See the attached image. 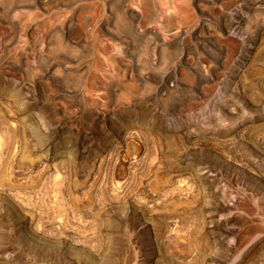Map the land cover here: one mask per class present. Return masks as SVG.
<instances>
[{
	"label": "rangeland",
	"instance_id": "374dc122",
	"mask_svg": "<svg viewBox=\"0 0 264 264\" xmlns=\"http://www.w3.org/2000/svg\"><path fill=\"white\" fill-rule=\"evenodd\" d=\"M263 167L264 1L0 0V264H264Z\"/></svg>",
	"mask_w": 264,
	"mask_h": 264
},
{
	"label": "bare ground",
	"instance_id": "6f19581e",
	"mask_svg": "<svg viewBox=\"0 0 264 264\" xmlns=\"http://www.w3.org/2000/svg\"><path fill=\"white\" fill-rule=\"evenodd\" d=\"M235 1H237V3H238V7L241 9H247V10H249L251 13L252 12H254L259 6H260V4H261V2L262 1H264V0H262V1H257L256 3H247V1L246 0H235ZM245 7V8H244ZM234 13H236V14H233L234 16H233V18L235 19H238V20H240L241 21V13H237V12H234ZM231 15V14H230ZM243 17V16H242ZM134 19H135V17H134ZM228 19V18H227ZM233 19V20H234ZM243 22V21H242ZM233 23H235V24H233L232 25V28H234L235 29V27H236V24H238V22H233ZM240 23V22H239ZM230 25V24H229ZM229 28H230V26H229ZM215 48V47H214ZM211 51H213V49H210ZM203 80V79H202ZM176 85V84H175ZM175 87V86H174ZM95 132H97V131H95ZM126 132H128V131H126ZM138 133H141L142 135H144L145 137H147L148 139H150L149 138V136H150V132L151 131H137ZM160 132H165V131H160ZM193 132H196V131H193ZM93 133H94V131H93ZM120 133L121 134H123V133H125L124 131H120ZM240 151V150H239ZM262 152V151H261ZM244 154H246V153H244ZM243 154V155H244ZM242 155V156H243ZM247 156V155H246ZM230 157H232V156H230ZM244 157V156H243ZM228 158V157H227ZM234 158V157H233ZM237 157H235L234 159H236ZM249 158V157H248ZM238 159V158H237ZM242 159V158H241ZM245 159V158H244ZM252 161V160H251ZM201 162H203V161H201ZM205 162V161H204ZM235 162V161H234ZM245 162V161H244ZM206 163V162H205ZM208 163H210V162H208ZM213 163V162H212ZM238 163V162H237ZM243 163V162H242ZM241 163V164H242ZM215 164V163H214ZM213 164V166H216V165H214ZM217 164V163H216ZM250 164V163H249ZM251 164H253V163H251ZM256 164H258V163H256ZM262 164H260V166H261ZM245 166V165H244ZM247 166V165H246ZM257 166V165H256ZM263 166V165H262ZM262 166L260 167L261 169H262ZM198 167H200V165H198ZM253 167V165L251 166V168ZM255 167V166H254ZM254 167H253V169L252 170H254ZM200 168H202V167H200ZM199 168V169H200ZM230 168V167H229ZM250 168V167H249ZM264 168V167H263ZM198 169V170H199ZM204 169V168H203ZM203 169H202V171H203ZM207 169V168H206ZM257 169V168H256ZM201 170V169H200ZM215 170H216V168H215ZM206 171V170H205ZM254 171H256V170H254ZM199 172V171H198ZM224 173V172H223ZM226 174V173H225ZM257 174H259V176L264 180V172L263 171H260V173H257ZM221 175V174H220ZM224 175V174H223ZM190 177V176H189ZM226 177V176H225ZM230 177H231V175H230ZM176 178H177V176H176ZM197 178V177H196ZM226 178H228V177H226ZM252 178V177H251ZM217 179H218V175L217 174H213V169H208V171H206V172H204V173H200L199 174V182H197V184L199 183L200 184V186L201 185H206L209 189H214L213 187H214V184H215V182L217 181ZM220 179V178H219ZM224 179V178H223ZM230 179V178H229ZM228 179V180H229ZM183 180V179H182ZM220 181V180H219ZM218 182V181H217ZM184 184V183H183ZM182 184V185H183ZM195 184H196V182L194 183V186H195ZM181 185V186H182ZM216 185H217V183H216ZM193 186V187H194ZM197 187V186H196ZM179 188V187H178ZM186 188V187H185ZM200 188V187H199ZM219 187H217V189H218ZM179 189H181V188H179ZM195 189H198V188H195ZM194 189V190H195ZM191 190H193V189H191ZM219 190V189H218ZM210 191V190H209ZM192 192V191H191ZM219 192V191H218ZM210 193H211V191H210ZM213 194H214V202H213V205L212 204H210L211 206H212V208H211V212H210V218H211V227H212V230H213V233L219 238V242H220V245H221V249L222 250H220L221 252H228L229 251V249L231 248H229V246H228V244H227V242H226V239L229 237V235L232 233V228H231V226H232V218H230V217H226V218H222V216L223 215H225V213L227 212V210H228V208H227V206H225V205H223V203L221 204V202H219L220 200H221V198H219V197H221L220 195H219V193H214V192H212ZM212 194V195H213ZM211 198V197H210ZM220 199V200H219ZM213 200V199H212ZM211 202V201H210ZM207 215H208V213H207ZM209 222V221H208ZM209 224V223H208ZM210 226V225H209ZM213 234V235H214ZM216 237V238H217ZM218 240V239H217ZM218 242V243H219ZM219 245V246H220ZM232 249V248H231ZM219 251V250H218ZM232 252V251H231ZM218 253H220V252H217V254ZM216 254V255H217ZM221 254V253H220ZM230 254V253H229ZM219 255V254H218ZM223 256V255H222ZM227 256H229V255H227ZM228 258V257H227ZM215 260H217V261H221V257L220 256H218V257H215ZM223 260V259H222ZM224 260H225V258H224ZM224 260L222 261V262H224ZM227 261H228V259H227ZM258 262V260L256 261V263ZM261 264H263V263H261Z\"/></svg>",
	"mask_w": 264,
	"mask_h": 264
}]
</instances>
